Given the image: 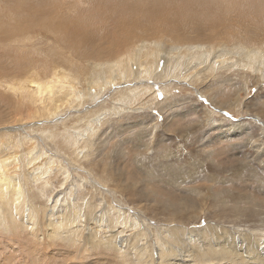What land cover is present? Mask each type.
Here are the masks:
<instances>
[{
  "label": "rangeland",
  "instance_id": "1",
  "mask_svg": "<svg viewBox=\"0 0 264 264\" xmlns=\"http://www.w3.org/2000/svg\"><path fill=\"white\" fill-rule=\"evenodd\" d=\"M218 1L193 10L182 9L180 0L161 9L154 8L159 0H150L149 6L142 0H0V141L7 143L0 148V166L6 169L7 159H25L31 153L40 157L33 165L26 160L23 168L9 167L10 175L19 178L21 190L0 185L2 200L13 196L12 205L26 204L29 209L28 200H33L39 207L38 215L32 212V220H22L23 229L0 230V264L135 263L115 249L90 247L93 232L103 234L94 219L98 216L89 214L96 206L106 214L113 210L107 217L115 222L114 231H104L111 233L109 238L117 233L129 245L136 239L135 230L118 225L119 211L140 219V227L145 225L152 233L159 231L167 237L178 231L186 254L183 257L180 252L178 257L186 264L195 252H206L209 241L214 243L216 257L200 264H245L223 260L226 242L247 257L252 251L264 254V70L240 62L243 59H225L222 64L221 59L211 58L218 64H210L209 70L199 59L182 57L188 60L180 64L168 59L161 67L165 73H156L160 80L133 75V80L107 87L99 98L93 92L82 104L72 103L73 90L77 94L90 87L98 90L85 81L95 63L111 61L113 65L134 45L137 49L148 43L144 59L152 44L160 41L169 47L192 48L190 53L197 57L202 52L219 53L213 47H223V43L264 48V0ZM90 11L96 30L83 40L80 30L86 33V22L79 16L91 17ZM47 19L56 23L55 31L62 35L68 28L74 32L58 42L54 32L24 27L30 21ZM120 39L124 41L119 45ZM114 48L121 53L115 55ZM113 49L114 59L103 57L105 53L111 56ZM134 64L146 65V60ZM122 94L130 99H123ZM83 118L97 120L85 127ZM70 132L81 133L85 141L75 148ZM48 158L54 165L45 175L34 177ZM58 197L62 201L57 204ZM64 207L82 211L76 223L82 238L75 246L62 230L59 239L52 242L48 237L52 233L46 227L48 220L57 218L51 210L57 213ZM192 237L202 249L193 248ZM156 238L152 240L158 246L163 239ZM150 239L144 230L141 244ZM172 241L163 242L172 248L176 245ZM147 252L150 257L145 261H150L152 255ZM154 256L156 262L158 248Z\"/></svg>",
  "mask_w": 264,
  "mask_h": 264
},
{
  "label": "bare ground",
  "instance_id": "2",
  "mask_svg": "<svg viewBox=\"0 0 264 264\" xmlns=\"http://www.w3.org/2000/svg\"><path fill=\"white\" fill-rule=\"evenodd\" d=\"M36 1V0H34ZM142 1H147L146 5L149 6L150 5V0H142ZM212 1L213 0H192L191 2H194L192 5H189V4H185L187 1L185 0H180L179 4H181L183 2L184 5L181 6L182 9H187V8H192L193 10L194 9H199L200 7H204V6H207V5H212ZM217 1V0H216ZM220 1V0H219ZM216 2L217 3H219ZM225 0H223L224 2ZM235 1V0H234ZM254 1L256 0H249L248 3H255ZM22 2V1H21ZM28 2V1H27ZM105 2V1H104ZM160 3H157L158 6H154V8L156 9H161L163 8V5L166 4V3H174V0H163L161 2V0H159ZM226 2V1H225ZM228 2H232V1H229ZM244 2V1H243ZM246 2V1H245ZM24 3V2H23ZM23 3H19V5L23 4ZM31 3V2H29ZM143 3V2H142ZM214 3V2H213ZM221 3V2H220ZM235 3V2H234ZM237 3H240V1L236 2ZM78 4V3H77ZM101 4V3H100ZM191 4V3H190ZM215 4V3H214ZM220 6V4H218ZM233 5V4H231ZM252 5V4H250ZM249 5V6H250ZM9 6V5H7ZM101 6V5H100ZM169 6V5H168ZM217 6V5H216ZM235 6V5H234ZM108 7V6H107ZM152 7V5H151ZM199 7V8H198ZM99 8V7H98ZM104 8V12H105V7ZM167 8V7H166ZM208 8V7H207ZM215 8V6H214ZM220 8V7H219ZM224 8V6H223ZM231 8V7H230ZM236 8V7H235ZM93 9V8H92ZM155 9V10H156ZM209 9V8H208ZM228 9V8H227ZM48 10V9H47ZM90 10V9H89ZM103 10V9H101ZM190 10V9H189ZM93 11V10H92ZM98 11V10H97ZM199 11V10H198ZM49 12V10H48ZM47 12V13H48ZM52 12V11H51ZM91 12V11H90ZM109 12V11H108ZM187 12V11H186ZM50 13V12H49ZM81 13V12H80ZM97 13V12H96ZM240 13V12H239ZM262 16L264 14V11L261 12ZM51 16H54V18L56 19L58 17V13H50ZM87 14V13H85ZM84 13L79 16L81 17L82 20H85L86 22V33L83 31V34H81V30H80V36H82V39L83 40H88V38L90 39L92 36H93V31L96 30V28L93 26V22L96 21L94 19H92V12H91V17H88V14L87 16L85 15ZM196 14V13H195ZM198 15V14H197ZM224 15V14H223ZM50 16V18H51ZM90 16V15H89ZM12 17V16H11ZM94 17V16H93ZM110 18L109 16H106L105 18ZM186 17V16H185ZM202 17V16H201ZM261 17V16H260ZM15 18V17H14ZM13 18V20H14ZM82 20H77V22L79 21L80 23L82 22ZM262 20V19H261ZM16 21V20H15ZM92 21V22H90ZM76 22V21H75ZM88 22H90V24L87 26ZM107 22V21H106ZM259 22V21H258ZM96 23V22H94ZM141 23V22H140ZM55 22L52 21V19H47V20H42L41 22H35V20L33 21H30V23L28 25H24L25 29H31V27H35V28H40V30H43L45 32H54L56 36V40L58 42H60V40L63 41V37L70 34V33H73L74 31H71L70 28H68L71 32H64V35L61 34L60 31H55ZM74 24V23H73ZM99 24V23H98ZM261 24H264V19L262 21ZM96 25V24H95ZM80 27H82L81 25H79ZM100 27V26H98ZM3 28V27H2ZM83 28V27H82ZM80 28V29H82ZM1 29V28H0ZM5 29V28H4ZM13 29V28H12ZM67 29V28H66ZM76 29V28H75ZM85 29V28H83ZM258 29V28H257ZM11 29H8L7 28V31H9ZM20 30V29H19ZM6 31V32H7ZM202 31V30H201ZM15 32V30H14ZM97 32V31H96ZM18 33V32H17ZM85 33V35H84ZM100 33V32H99ZM102 33V32H101ZM192 33V32H191ZM202 33V32H201ZM219 33V32H218ZM6 34V33H5ZM25 34V33H24ZM50 35H53V34H50ZM96 35V34H95ZM141 35V34H140ZM154 35V34H153ZM12 36V35H11ZM137 36V35H136ZM129 37V36H128ZM132 37V36H131ZM208 37V36H207ZM21 38L25 39V40H31V37L29 36H22ZM81 38V37H80ZM17 39V38H16ZM127 39V38H126ZM142 39V38H141ZM158 39V38H157ZM238 39V38H237ZM121 40L123 39H120L118 41L119 45L121 44ZM23 41V40H22ZM124 41V40H123ZM126 41V40H125ZM157 41V40H156ZM234 41V40H233ZM24 42V41H23ZM128 42L129 41H126L127 43V46H128ZM137 41H135L136 43ZM149 42V41H148ZM117 43V44H118ZM125 43V42H124ZM134 43V44H135ZM138 43V42H137ZM145 43V41L143 42V44ZM163 42L160 41V42H154L152 45H153V52L152 50L150 51L151 53L148 54L147 58L148 59H144V54L146 52V45L148 44L147 42L145 43L144 46L140 47V48H135L136 45H134V48H132V51L126 55H124V59H120V60H117L114 61L113 65L108 62L107 64L103 63L102 61L100 60H103V59H94V61H100L102 62L101 64L100 63H95L94 64V71L92 70L91 73L89 74V77L87 80H85L89 86H94L95 88H97L98 90L97 91H92L91 87L85 91V93L83 94H77L75 93V91L73 90L72 92V96H75L74 98L72 97V103L74 104V101L77 102V101H81V104L83 103V101L91 98V96H93V92L94 93H98L97 95H95L94 97L97 98L99 96V94L101 95V93L109 86H112L114 83H117L118 81H129L130 79L133 80V75L137 76L136 78L138 79H143L144 77H152L154 78V80H160V78H157V75L156 73H159V76L163 75L165 72L163 71V69L161 68L163 66L164 68V65L166 63H168V59H171V60H176L177 62H182L183 60L187 61L188 59H183V58H187L189 57V59H191V61L193 59H199L200 60V65H204L203 67L206 66V68L208 69L210 66V64H212V67H215V65H217L218 63L216 61H212L211 58H215V59H221L222 61V64L225 62V59H243V60H240V62H244V61H248L250 64H252V68H254L256 70V68L259 70H264V48H260L258 46H256V48L254 49H250L248 48L246 45L245 46H242V45H231L230 47L226 44V43H223V47H219V44L215 47H213V50L215 49L217 52L218 50L219 53L217 54H213V53H208V52H202L200 54L199 57L195 56L196 54H192L190 53V51L192 50V48H188V47H185V46H179V45H174L172 44L170 47L169 45H166V44H162ZM242 42H240L241 44ZM115 44V42L112 44L111 47H113V45ZM116 44V45H117ZM132 44V43H131ZM244 44V43H242ZM246 44V43H245ZM248 45V44H247ZM122 46V45H121ZM120 46V47H121ZM117 48V46H115ZM132 47V46H131ZM252 47V46H251ZM114 48V49H116ZM124 48V47H123ZM188 48V49H187ZM200 48V47H198ZM114 49L113 50H110L111 51V56H107L106 53L104 54L105 56H103L104 58H109V59H114L115 55H119V53H121L120 51L118 52L117 50L119 49H116V53L115 55L112 54V51L114 52ZM131 49V48H130ZM148 49V48H147ZM212 50V49H211ZM185 51V52H184ZM109 52V51H108ZM128 52V51H127ZM184 52V53H183ZM213 52V51H212ZM110 53V52H109ZM125 53V52H124ZM195 53V52H193ZM213 54V55H212ZM110 55V54H109ZM113 55V56H112ZM147 55V54H146ZM123 56V55H122ZM174 56L179 57L178 59H176ZM117 57L119 56H116V59H118ZM183 57V58H182ZM225 57V58H224ZM130 59V60H129ZM159 59H163V62L164 64L160 63L159 62ZM142 60H146V65H136L134 64L135 62L137 63H141ZM104 61V60H103ZM162 61V60H161ZM195 61V60H194ZM193 61V62H194ZM220 61V60H219ZM134 62V63H132ZM242 62V63H243ZM195 63V62H194ZM161 64V66L159 65ZM175 64H178V63H175ZM135 65V66H133ZM197 65L199 66V64L197 63ZM214 65V66H213ZM160 66V67H159ZM166 66V65H165ZM176 66V65H175ZM196 66V65H195ZM177 67V66H176ZM182 67V66H181ZM186 67V66H185ZM211 67V68H212ZM52 68V67H51ZM174 68V67H173ZM210 68V69H211ZM177 69V68H175ZM184 69V68H183ZM209 70V69H208ZM254 70V71H255ZM103 71L105 72H108L107 75L106 74H103ZM172 73V72H171ZM184 73V72H183ZM264 73V71H263ZM167 74V73H166ZM169 74V73H168ZM176 74V73H175ZM158 76V77H159ZM166 77V76H165ZM169 77V76H168ZM55 78V77H54ZM164 78V77H163ZM53 79V78H52ZM111 79V81H110ZM61 80V79H60ZM135 80V78H134ZM146 80V79H145ZM153 80V79H152ZM165 80V79H164ZM147 81V80H146ZM185 81V80H184ZM140 82V81H139ZM60 83V82H59ZM80 83V82H79ZM143 83V82H142ZM48 84V83H47ZM12 85V84H11ZM115 85V84H114ZM113 85V86H114ZM17 87V86H16ZM41 87V85H40ZM45 87V86H44ZM18 89V88H17ZM46 89V88H45ZM96 90V89H95ZM107 90V89H106ZM88 91V92H87ZM131 91V90H130ZM112 92V91H111ZM104 93V92H103ZM57 95V94H56ZM81 96V98H79ZM97 96V97H96ZM127 95H123L122 94V98L123 99H127L129 100L130 98H125ZM130 97V96H129ZM94 98V99H95ZM99 98V97H98ZM68 100V99H67ZM71 102V101H70ZM239 102V101H238ZM79 103V102H78ZM63 105V104H62ZM262 108V107H260ZM92 113V112H91ZM35 116V114H34ZM101 119H102V116H101ZM97 119H91V120H85V118H83V121L82 123L83 126L85 127H91L95 121ZM99 120V119H98ZM94 126V125H93ZM91 129V128H90ZM74 130H78V129H74ZM71 135H68V137L71 136V138H73V141L72 143H74L76 145L75 148H77L81 142H84L85 140H83L84 136L81 134V133H74L73 132H70ZM74 135V136H73ZM81 136L83 138H81ZM0 137H3V136H0ZM49 137V136H48ZM9 143V142H8ZM83 144V143H82ZM85 144V143H84ZM7 147V143L5 144L4 142L0 141V148H6ZM84 150V149H83ZM80 152V151H79ZM78 152V157L81 156L82 154ZM90 152V151H89ZM101 152V151H100ZM29 154V153H28ZM42 155V154H40ZM39 156V155H38ZM38 156H36L34 153H31L27 158L25 159H20V158H16L14 157L13 160H8L6 161V169L3 168L2 166H0V185L4 186V185H8L10 186L11 189L13 190H21L19 188L22 187V184L19 180V178H16V177H13L10 175L11 171L12 170H9L10 166H19L20 168H23L24 167V164L26 163L25 161L27 160L28 161V164L29 165H33L35 163V161L37 159H40L37 158ZM26 157V156H24ZM83 157V156H82ZM59 158V157H58ZM1 159V158H0ZM18 163H16L17 161ZM1 162V161H0ZM22 163V164H20ZM55 161L52 159V158H48L47 159V163L45 164L44 168L42 169H38L36 170L34 173H33V176L36 177V176H43L45 175L46 173H48L47 170L50 169V166L54 165ZM58 164V163H57ZM10 172V173H9ZM16 197H13L10 198V200H2L3 199V196H0V230H6L5 231H8V232H11L12 229H15L17 230H21L23 229V221L22 220H25V218H28L30 220H32V218L34 216H32V212H34L35 214L34 215H38V208L36 206V204H34V202H32L31 200H28V202L30 203L29 204V209L26 207V204L19 207V205L15 202L14 205L13 202H14V199ZM18 199V198H17ZM16 199V200H17ZM60 201H62V199H60V197H58V199L56 200V203H60ZM67 202V200L65 201ZM56 204V205H57ZM97 207V206H96ZM96 207H92L89 214L90 215H97L98 217H95L94 219L96 220V223L98 225H100L102 227L101 231L103 232V234L101 233H94L93 232V242H91V246L93 249H100L99 246H103L104 248H107V249H110V250H114L116 251V254L120 253V254H125L127 257H130L133 259V261L135 263L133 264H186L184 258H180L178 256H180V252L183 253V257L186 255L184 253V243L182 242L181 238L178 236V231L176 233H173L171 236H167L166 235H163V234H160L159 231L158 232H155V233H152L148 230L147 227H145V225H143V229L140 227V224H139V220H135L137 218H133V215L131 216V219L130 217H126L124 214L125 213H121L119 211V217H118V221H116L119 224H122V225H125L127 227H131V228H134L135 230V235H134V238H136L134 240V243L133 245H129L123 238L121 239H118L117 238V233H114L116 235V237H114L113 239L112 238H109V234L105 233L104 231H106V229H109L110 231H114L113 227L115 225V222L112 221V220H108V217L107 215H109L110 213V209H109V212L106 214L102 211H98L99 208H96ZM31 208V209H30ZM22 209L24 211L28 210L27 212V215H25L23 212H20L19 210ZM113 211V210H112ZM111 211V212H112ZM123 211V210H122ZM106 212V211H105ZM137 212V211H136ZM52 213L57 217V218H54V219H49L48 220V225L46 227H51L52 228V233L51 234H48V237H49V240L50 241H54V238L58 237H61V230H62V233L64 232L65 233V236L66 237H70L72 238L71 241H73V246L77 245V242L79 243V241L81 240V238L79 237L78 233H79V229H77L76 227V223H77V219L79 218V216H82V211H80L78 208H73V212L67 208V207H64V210H58L57 213H54L53 210H51V215ZM99 214V215H98ZM61 215H67L65 218H62L60 219V216ZM139 217V216H138ZM126 223V224H125ZM110 224V225H109ZM45 226V225H44ZM111 226V227H110ZM43 227V226H42ZM175 228H172L170 229V232L172 233ZM144 230L146 231L147 235L151 238L150 240H148V242H146V244H141V240H144ZM44 231V230H43ZM46 232V231H45ZM164 232V231H163ZM139 234V235H137ZM170 234V233H169ZM180 234V233H179ZM122 235V234H121ZM63 236V235H62ZM126 236V235H125ZM124 236V237H125ZM158 237L160 240L163 239V241H166L167 239H170V238H174V241L173 244L175 243L176 245H174L172 248H167L166 246V242H163L161 241V243L159 242L158 246H155L154 245V242L153 240L155 241V239L157 240ZM69 238V239H70ZM128 238V237H127ZM126 238V240H127ZM153 239V240H152ZM228 240V239H227ZM230 240V239H229ZM171 242V241H170ZM189 242L193 244V248L195 246H199L197 248L199 249H202L203 248V245H201V243L199 242L198 239L192 237L189 239ZM211 241L208 242V250L206 252H195L194 255L192 254L191 257H189L190 259V262L188 264H200L201 262L200 261H204V262H208V261H211L214 257H216V255L214 254V248H213V245H211L210 243ZM156 243V242H155ZM224 243V242H223ZM184 244V245H183ZM236 244V243H235ZM99 245V246H98ZM191 245V244H190ZM226 248L222 251V256L224 257L223 260L224 261H227V262H236V261H240L242 260V262H244L245 264H247V260L249 259L252 264H264V260L262 257V253L258 252V251H252L250 252L249 256L247 257L246 255L244 256L243 253H238V252L234 249L233 245L231 247V245L229 246L226 243L223 244L222 247H225ZM238 246V245H237ZM207 247V246H206ZM103 248V249H104ZM155 248H158V251H159V257L156 259V262H155V256H154V249ZM236 248V247H235ZM82 249V248H81ZM137 249V250H136ZM238 249V248H236ZM259 249V248H258ZM147 250H149L152 255L151 257V260L150 261H145L146 257H149L148 256V252ZM192 250V249H191ZM219 250V248H218ZM252 250V249H250ZM249 250V251H250ZM84 251V250H83ZM137 251V252H136ZM248 251V250H247ZM87 252V250L85 251ZM186 252V251H185ZM220 253V252H219ZM247 254V253H245ZM177 256V258H176ZM147 259V260H148ZM215 261V260H214ZM241 262V261H240ZM39 263V262H38ZM40 263H41V260H40Z\"/></svg>",
  "mask_w": 264,
  "mask_h": 264
}]
</instances>
